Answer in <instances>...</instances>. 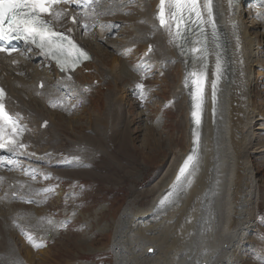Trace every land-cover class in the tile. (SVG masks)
I'll return each instance as SVG.
<instances>
[{
	"label": "bare ground",
	"instance_id": "6f19581e",
	"mask_svg": "<svg viewBox=\"0 0 264 264\" xmlns=\"http://www.w3.org/2000/svg\"><path fill=\"white\" fill-rule=\"evenodd\" d=\"M159 5L160 0H99L98 4L91 6L85 0H68L56 6V10H64V14L54 22L58 29H73L81 45L88 49L96 46L95 49L103 52L115 46L119 52L125 49V40L111 38L117 23L108 25L105 21L112 14L126 12L132 6L137 24L134 27L139 28L135 31L140 30L147 41L144 55L150 43L153 44L147 36L154 32L157 34L160 64L176 68L179 72L171 99L183 111L186 139L185 146L181 144L184 149L175 148L166 167L148 187L142 191L131 188L129 201L116 223L114 264H255L252 259L259 245L264 244L261 240L264 239V226L259 225V206L264 192L254 175L253 158L264 156V143L259 142L264 128L260 126L261 118L252 96L256 78L262 76L259 73L255 75V72L260 46L264 45V0H237L231 5L229 0H212L216 32L213 33L211 24L204 26L208 55L202 66L192 62L184 64L177 42L175 44L174 27L169 30L159 23ZM252 14L257 20L250 27L246 16ZM254 28H262V38L258 41L251 35ZM217 53L221 57L219 79ZM101 56L91 51L90 61L74 71L64 72L29 44H22L21 49L10 56L0 53V83L6 93L4 101L21 130L20 143L25 145L14 151L0 148V206L15 201L29 202L37 196L35 191L38 188L32 179L6 172V167L21 164L27 173H31L40 166L53 170L75 154H79L85 163L92 162L97 154L104 155V152L112 157L109 150L91 145L89 140L94 139L92 136L90 139L77 137L68 140L55 127L57 123L53 119L44 127L41 113L27 102L36 94L52 109L58 108L59 113L54 114L63 119L64 116H79V112H70L68 101L71 97L89 101L94 111L96 107L100 110L99 101L106 99L107 110L94 112L89 126H97L99 134L109 142L114 131L111 132L109 126H125V120L119 116L125 102L115 87L119 74L106 66ZM117 64L118 60H115L114 65ZM202 71L205 76L204 102L197 125L192 115L196 86L190 73L200 75ZM106 81L112 82L103 87ZM213 82L217 86L215 100L212 98ZM40 84H43L42 88ZM110 85L113 87L109 88ZM125 129L123 132L120 130L119 149L126 146ZM66 142H69V147H66ZM193 151L196 153L194 170L190 169L191 174L182 177L173 190L180 168ZM170 192L173 194L162 205L161 200ZM9 210L7 213L10 215L0 212V222L6 233L17 224L27 226V222L21 221L26 210ZM54 223L52 228L54 225L59 227ZM4 240L6 244L0 250V264H31L26 256H20L22 254L10 236Z\"/></svg>",
	"mask_w": 264,
	"mask_h": 264
},
{
	"label": "rangeland",
	"instance_id": "374dc122",
	"mask_svg": "<svg viewBox=\"0 0 264 264\" xmlns=\"http://www.w3.org/2000/svg\"><path fill=\"white\" fill-rule=\"evenodd\" d=\"M133 9L131 6L127 9L128 12L124 10L114 13L105 21L108 25L117 23L111 38L119 37L117 39L125 40V49L119 52L115 46L108 47V52L107 50L103 52L95 49L96 46L89 47L91 51L102 55L104 64L113 68L120 77L115 87L118 88L117 93L122 95L123 103L125 102V108L119 114L125 120V126H109L111 132L114 130L113 135L115 132L112 140H109L110 143L105 141L103 134H99L97 126H89V119H92L94 112L97 114L107 110L106 99H101L102 101L100 100L98 104L100 110L96 107L94 111L89 101L71 97L68 101L70 112L73 114L79 112V116L73 118L64 116L63 119H58L54 114L59 113L58 108L52 109L36 94L27 100L31 107L41 113L44 121H47L46 126L53 119L57 123L55 127L68 140L78 139L77 137L90 139L92 136L94 139L89 140L91 145L109 150L112 157L109 158L105 152L104 155L99 152L100 154H97L92 162L85 163L79 154H75L72 158L65 160L63 165L62 163L56 165L58 169L55 167L53 170H48L45 166H40L31 173H27L26 168L21 164L6 167V172L32 179L35 188H38L35 191L38 199H31L25 203L15 201L14 205L0 206V212L3 214L11 211L9 209L23 208L26 214L21 221L28 223L25 227L17 224L9 231L10 234L6 233L0 222V250L5 248V237L10 236L22 254L19 255L26 256L25 258L29 259L31 264H114L116 248L113 239L116 223L129 201L131 188L142 191L148 187L166 167L173 152L176 149H184L186 131L182 122L183 111L177 105L178 103L171 99L175 88L174 81L179 80V74H177L179 72L176 68L166 66L165 68L160 64L156 44L157 34L154 32L147 36L153 44L150 43L152 48L150 51L146 50L144 55L147 41L140 30L135 31L139 28L134 27L137 24L134 22L136 16L132 13ZM256 20L257 17L255 18L254 14L246 16L250 27L256 24ZM142 22L144 23L143 20ZM261 31L262 28H254L251 35L258 41L262 38ZM84 47L90 51L88 47ZM260 48L255 75L259 73L262 76H259L260 79L256 78L252 100L261 118L260 126L264 128V101H262L264 99V45ZM115 60H118L119 64L114 65ZM180 66L182 67V64ZM209 77L207 76V79ZM110 82L106 81L103 87ZM42 87L43 84L40 88ZM112 87V85L109 86V88ZM205 103H207L206 99ZM124 129L127 142L126 146L120 150L118 140ZM259 142L264 143V130L260 134ZM65 145L69 147L70 144L66 142ZM262 157L253 158V162L255 178L264 192V156ZM16 194L15 198H17ZM259 207L261 210L259 225L264 226V198ZM56 221L58 223H54ZM52 222L59 227L54 225L52 228ZM43 225L44 228H42ZM261 240L264 239L261 238ZM263 248L264 244L259 245L258 253L256 252V256L254 255L252 259L255 264H264Z\"/></svg>",
	"mask_w": 264,
	"mask_h": 264
},
{
	"label": "snow or ice",
	"instance_id": "6c2138e0",
	"mask_svg": "<svg viewBox=\"0 0 264 264\" xmlns=\"http://www.w3.org/2000/svg\"><path fill=\"white\" fill-rule=\"evenodd\" d=\"M61 2L67 3L68 0H0V51L15 50L10 47L5 48L4 41L22 39L26 43H31L40 48L46 55H50L52 59L60 64L62 69L75 67L81 59H89L88 54L70 36L54 29V22L64 14L63 9L56 10V6ZM85 2L88 6H91L98 4L99 0H85ZM202 2L203 7L201 6V0H160L158 13L161 26L169 30L173 27L176 28L173 33L174 38H182L181 29H186L189 24L200 27L201 39L194 43L201 45V47L189 49L197 55V58H206L208 55L206 39H204V26L211 24L213 33L216 32L212 0H202ZM236 2L237 0H229L230 5ZM73 20L75 21V17H73ZM216 71L217 79H219L221 72L219 53L216 55ZM190 76L193 77V83L196 86L194 94L195 110L192 115L196 124L199 125L200 110L204 102L205 76L203 71L200 75L192 72ZM216 87V83L213 82L211 85L213 100L216 98ZM0 95H3L2 89H0ZM20 135L21 130L18 129L15 119L3 111V104L0 103V148L7 147L10 151H14L17 147H25L20 143ZM198 139L197 134V143ZM195 159L196 153L193 151L180 168L176 183L172 186L173 190L177 188L182 177L191 174L190 169L194 170ZM172 194V192L168 193L160 203L163 205Z\"/></svg>",
	"mask_w": 264,
	"mask_h": 264
},
{
	"label": "water",
	"instance_id": "95a60500",
	"mask_svg": "<svg viewBox=\"0 0 264 264\" xmlns=\"http://www.w3.org/2000/svg\"><path fill=\"white\" fill-rule=\"evenodd\" d=\"M190 58H191V60L193 61V62H196V54H192L191 56H190Z\"/></svg>",
	"mask_w": 264,
	"mask_h": 264
}]
</instances>
